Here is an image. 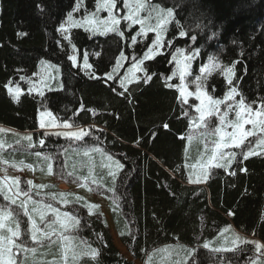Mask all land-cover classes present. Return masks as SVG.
<instances>
[{
    "label": "trees",
    "instance_id": "16d2710c",
    "mask_svg": "<svg viewBox=\"0 0 264 264\" xmlns=\"http://www.w3.org/2000/svg\"><path fill=\"white\" fill-rule=\"evenodd\" d=\"M40 2L46 8L43 14L36 8L37 0H0V129L4 130L0 132V166L28 165L41 175L47 174L51 166L55 177H62L67 183L87 179L107 195L112 194L113 188L117 189V208L111 205L110 215L118 242L129 260H125L115 246L105 221L88 213L84 205L77 204L69 194H64L65 211L70 214L68 222L74 236L70 253L73 251L75 253L71 254L78 256L92 250L95 256L100 249L102 256L98 264H132L133 261L141 262L155 247L177 242L200 250L201 264H219L218 260L221 264H246L251 254L247 252V247H251L249 244L222 254L199 249L223 228L231 227L239 235L260 243L257 253L263 256L260 263L264 264V158L252 157L241 164L245 154L239 153L230 165L213 167L202 182L190 181V157L184 155V148L189 120L195 111L183 100H178L176 89L165 86L167 83L179 84L178 77L167 81L161 76L171 75L175 63L168 61L177 48L183 49L184 55L197 49L200 55L193 59L187 83L192 84L195 77L201 75L199 69L209 63L210 57L222 65L239 61L235 65L234 83H238V90L247 101L256 100L260 104L259 99L264 97V0H149L151 5L173 9L172 19L162 36L165 55L146 61L156 76L148 84L141 81L139 85H129L130 94L126 97L112 92L103 80L91 79L71 68L59 51L55 43L59 38L56 28L74 0ZM86 4L94 9L95 0H86ZM82 14L74 13V16L77 18ZM125 23L121 21V26ZM123 30L128 33L126 28ZM138 30L135 25L131 34ZM182 30L186 33L184 37L179 35ZM20 32L28 35L21 37ZM71 33L77 44L78 63L82 64L81 54L87 52L89 63L94 65L93 71L98 76L111 70V63L125 48L114 34L90 39V34L83 29L73 28ZM153 39V34L148 32L144 43L136 49L138 54H142L145 45L151 44ZM169 40L171 45L167 43ZM125 51L131 49L125 48ZM97 52L99 57L94 55ZM41 60L61 66L59 78L50 86L63 82L64 90L50 92L45 88V99L35 92L28 95L29 85L19 81L23 95L19 103H14L3 87L4 83L19 80L20 75L33 80ZM115 86L117 91H122L118 81ZM205 87L215 98L227 91L218 69L207 77ZM81 102L93 111L80 112L74 121L77 128L86 132L82 137L89 135L93 139L85 137L86 143L71 144L59 133L61 137H47L48 145L44 148L27 147L29 136L33 144L44 138L38 123L40 112L50 110L60 123L72 117ZM194 148L191 149L192 158L198 154V148ZM85 153H88L87 160L83 157ZM90 159L92 162L89 163ZM107 162L113 166L106 167ZM242 167L248 169L247 174L240 172ZM233 170L235 175L231 174ZM116 176L120 177L119 182ZM101 177L107 183V191L106 186H101ZM20 188L22 192L28 189L23 180ZM52 188L46 185L48 191L43 194L46 198L53 196ZM17 201L16 205H11L0 196V206L10 207L12 212L11 219L4 221V225L13 227L10 239L15 236L18 239V229L26 234L29 212L33 215L32 210L36 207V203L26 207ZM229 209L235 211V216L229 214ZM32 220L39 223L34 215ZM78 226L82 229L78 230ZM43 242L34 248L32 242H28L26 256L32 257L29 263L61 264V244L57 239ZM80 244L89 249L80 248ZM72 255L71 260L68 259L71 264L74 262ZM83 261L76 264H87Z\"/></svg>",
    "mask_w": 264,
    "mask_h": 264
},
{
    "label": "snow or ice",
    "instance_id": "6c2138e0",
    "mask_svg": "<svg viewBox=\"0 0 264 264\" xmlns=\"http://www.w3.org/2000/svg\"><path fill=\"white\" fill-rule=\"evenodd\" d=\"M121 6L123 9L128 10L126 15H119ZM36 8L42 14L46 11L44 4L41 3L40 0H37ZM141 11H147L149 18H151L153 12L157 13L156 24L146 27L145 20L139 15ZM81 12L83 14L79 18L74 16V13ZM101 12H107L108 16L106 18H101ZM172 16V8L163 9L159 5L145 4L143 0H138V2L134 5H130L129 0H95L94 9H90L87 6L86 0H74L71 9L66 13L65 17L60 21L58 27L56 28L59 38L56 39L55 43L59 51L64 54L66 61L69 62L71 68L78 69L85 75H89L91 79L98 81L103 80L104 83L109 85L112 92L119 96L126 97L128 94H130V89L128 87L129 85H139L141 81L144 84H148L153 79V77L156 76L155 72L150 71L146 61H153L157 56L165 55V53L162 51L164 42L161 33L166 31V25L172 19ZM121 21H125L126 23L121 26ZM135 25H139L140 28L135 32V34H131ZM73 28L83 29L85 32L90 34V39L97 35L108 36L109 34H114L116 37L120 38L121 42L124 43L125 48L131 49V51L126 52L125 48H122L114 62L111 63V70L106 71L103 76H98L96 72L93 71L94 65L89 63V54L87 52L81 54L82 64L78 63L77 44L74 43L75 36L71 33V29ZM124 28L128 30L127 34L123 30ZM153 30L156 32L155 39L151 41V44L145 45V50L142 52V54H138L136 49L144 43V40L147 38L148 31ZM18 35L23 37L27 36L28 33L20 32ZM179 35L184 37L186 33L182 30L180 31ZM138 37L140 39H138ZM192 39L194 40L195 38L192 37ZM64 41L67 43H63ZM167 43L168 45H171L172 41L169 40ZM94 55L99 57L100 53L97 52L94 53ZM198 55H200V51L197 49L190 55H184V50L181 48H177L174 53H171V58L168 62H174L176 67L172 70L170 76L163 77V74H161V76L167 81H171L173 77H178L179 84L167 83L165 86L176 89L178 91V100H183L185 105H189L192 107V109H194V111L199 112L201 114L199 117L201 122L209 121L207 118L218 115L221 126L215 127L214 131L219 137L218 140L220 142V146L239 148L244 144L247 137L255 136L256 131L264 132V97L259 99L260 108L253 112V105L257 104V101H247L243 93L238 90V83H234V80L236 79L235 65L239 61H236L231 65H222V63L214 57H210L209 63L200 67L199 72L201 75L196 76L194 81H192V83L195 85V91H189L186 79L189 75H191V61ZM181 56L183 59L178 58ZM125 61H128L130 66L126 68L125 72L121 73L120 69L125 67ZM40 65V72L33 73V75L40 76V83L43 84L44 88L50 92L64 90L65 86L63 82H59L55 87L44 83L46 76L51 79L56 78L49 75V70H54L57 74H59L61 66L54 65L50 61L45 60H41ZM217 69L224 77L227 86V91L220 98H215L210 95L207 91V88L205 87V81L207 77L211 76L213 71H216ZM137 73H142L143 75H137ZM19 81H24L29 85L27 93L28 95H32V93L35 92L39 96L44 97V90L41 87H38L37 84L32 81L31 77L27 75H20L19 80H8L3 85L7 94L12 98L14 103H19L21 96L23 95ZM117 81L118 87L122 91H117V87L115 86ZM189 97L193 98L192 104H189ZM237 97H239V99H237ZM44 98L47 99L46 97ZM196 101H199V103H195ZM221 105H225V110L223 112H221ZM233 110H235L236 120H228V114ZM85 111L91 113L93 109L87 108L83 102H81L79 108L73 111L72 117L57 123L59 118L53 117V113L46 109L40 114V127H46L43 117L47 116L51 118L49 120V124L54 125L56 129H59L61 126H64L68 129L77 128L78 125L75 123L74 117L78 116L80 112ZM245 111L249 114L247 119H243L242 117V113ZM245 123L252 124L253 130L245 131ZM226 126H231L233 128V132L227 133L224 131V127ZM165 129L168 130L167 127ZM2 131L4 130L0 129V132ZM208 134L210 135L211 133ZM42 135L44 138L38 141L40 148H44L48 145L46 143L47 137L52 135L61 137V135H58L55 132H48L47 130H45ZM62 137L71 144H76V142L86 143L85 137H88L89 139L94 138L89 135H86L79 140L75 136ZM180 139L183 140L184 138L180 137ZM28 140L29 142L27 143V147L35 149L36 144H33L31 136H29ZM96 142L98 143L99 140L97 139ZM252 157L264 158V137H258L255 142V147H249L248 152L244 155L243 160L241 161V164ZM125 167L127 166L125 165ZM3 171L5 174L7 173V169H3ZM240 172L247 174L248 169L246 167H242ZM231 174L235 175L234 170L231 172ZM119 180L120 177L116 176V181L119 182ZM100 182L101 186H106L107 191V183L103 180V177L100 178ZM20 183V177L5 176L3 180H0V196H2L5 201H9L11 205H16L18 202L17 197L23 195L20 188ZM111 193L115 196V194L119 192L117 189L113 188ZM228 212L232 216H235V211L229 209ZM5 213H7L6 217L4 216ZM0 217H4L5 222L11 219V208L8 206H0ZM80 229L82 228L78 226V230ZM7 251H9L8 248L0 249V252ZM199 251L200 250H193L192 254L187 257L185 264H199ZM168 252L169 255L172 256L173 253L170 251ZM101 256L102 252L100 249H97L96 255L94 257L83 254L80 256L79 261L84 260L87 262V264H98ZM8 264H14V262L10 260L8 261Z\"/></svg>",
    "mask_w": 264,
    "mask_h": 264
},
{
    "label": "rangeland",
    "instance_id": "374dc122",
    "mask_svg": "<svg viewBox=\"0 0 264 264\" xmlns=\"http://www.w3.org/2000/svg\"><path fill=\"white\" fill-rule=\"evenodd\" d=\"M137 2L138 0H129L130 5H134ZM143 2L145 4H149L147 0H143ZM127 11H128L127 9H123L121 6L119 15H126ZM139 15L141 18L145 20L146 27L156 24L157 13L153 12L151 18L148 17L147 11H141ZM100 16L101 18H106L108 16V13L101 12ZM136 26L140 28L139 25ZM148 32L153 33L155 39L156 32L154 30ZM163 34L164 32L161 33L162 36ZM178 58L183 59L182 56ZM192 62L193 60L191 61V69H192ZM124 64L125 67L120 69L121 73L125 72L126 68L130 66L129 64H127V61H125ZM40 70L41 67L39 69V72ZM49 75L51 77H56V78L51 79L48 76H46L44 83L48 85L55 84L57 79L59 78V74H56L54 70H49ZM137 75H140V73H137ZM32 81L35 82L38 87H41L43 90L45 89L43 84L40 83V76L35 75V78ZM186 83H187V79H186ZM187 84L189 91H195L194 83L192 84L187 83ZM192 103H193V98L189 97V104ZM195 103L198 104L199 101H196ZM259 108H260V104L253 106V112L258 110ZM224 110H225V105H221V112H223ZM40 114L41 112L38 115L39 126L41 120ZM200 115L201 114L199 112L197 111L194 112L193 117L189 120V130L186 134L188 146L189 145L192 146L189 147L190 148L189 157H191V159L193 157V151H191V149H195L194 148L195 145L193 143H198V144L200 143L201 145V148H198V152H197L198 154L195 163L192 162L188 163V173L190 172L189 176H192V174L196 176V178H194L195 180L191 178L190 181H194L198 183L204 180L203 177L205 176V174H208V172H210L213 167H222V166L230 165L234 161V158L237 154L243 152L244 154H246L248 152L249 147L251 146L255 147V142L258 137H264V132L256 131V135L247 137L244 144L241 145V147L239 148L221 147L220 142L218 140L219 137L214 131L215 127L221 126L218 115L209 117L207 118V120L209 121H203V122L199 120ZM248 116L249 114L246 111L242 113L243 119H247ZM43 119L45 120V125L48 124L45 128L40 127L43 132L47 130L48 132H55L56 134L60 133L64 136H69V137L75 136L77 139L81 138L83 136L82 134H84V130H81L80 128L68 129L64 126H61L59 129H56L54 125L49 124V120L51 118L45 116L43 117ZM227 119L232 121L236 120L235 110L229 112ZM244 130L245 131L253 130V125L250 123H245ZM224 131H226L227 133H231L233 132V128L231 126H226L224 127ZM208 133L211 134L209 135ZM191 143L193 145H191ZM37 146H39V143L37 144ZM88 149L89 148H87V150ZM83 155H84L83 156L84 159L87 160L86 157L88 153H85ZM43 157L46 159L48 158V156L45 154L43 155ZM191 159L189 158V161ZM103 161L105 163L107 161L106 158L103 159ZM90 162H92V159H90L89 163ZM15 164H12L13 167L5 166V165L0 166V180H3L5 176L20 177V180H23V183L28 186V189L27 191L22 192L23 195H20L19 197H17V199L20 200L24 205L26 204V207H32L33 204L36 203V207L32 210V212L34 213L33 214L34 217L37 220L39 219V223H34V221L32 220L33 215L31 214V211L29 212L28 209L25 208L27 210V213L29 212L28 219L30 220V224L26 230V234L24 231H20L18 229V231L16 230L18 234L17 236L18 239H16V236L10 239L11 233L13 231V227L10 225L8 226L4 225L5 219L4 217H0V249L2 248L9 249V251L7 252H0V264H8V261L10 260L13 261L14 264H30L29 262H31V260L29 259H31L32 257L26 256L28 242H32V247L34 248V246L37 247L43 244L44 243L43 241H46V243H48L56 239L58 243L61 244L60 252L63 258L62 259L63 262L61 261V264H71V261H69L71 260L70 258V256L72 255L71 253H75L73 251L70 253L71 251L70 248L74 236L71 235L72 231L69 226L71 224H69L68 222V219L70 218L69 216L70 214L65 211L66 198H62L64 194H69V196L73 197V200H77V204L82 203L81 205H84V210H87L88 213L96 214V216L101 217L105 221L107 228L110 232V235L115 243V246L118 247L119 251H121L124 259L129 260L128 258L129 256L126 253L124 247H122L121 244H119L118 242L117 232L114 229L113 221L110 215V210H111L110 206L112 205L113 207L117 208L118 203L116 196L112 194L107 195L101 193V191H99V189L96 186H92V184L89 183L87 179H82V180L76 179L75 181H72V183H67L66 180L63 179L62 177L61 178L55 177V174H53L52 172L51 166L48 167L47 174L40 175L36 172L34 173L33 171H31L32 169L31 166L22 165V164L15 165ZM71 165L75 166L74 164ZM105 166L112 167L113 165L112 164L109 165V163L107 162ZM117 168H118V163H117ZM3 169H7L6 174L3 171ZM69 180H71V178H69ZM46 185L47 186L51 185L53 187L52 188L53 196H50L49 198H46L43 195L44 192L48 191L45 189ZM54 191H57V194ZM62 200H63V204H62ZM78 200L80 201L78 202ZM77 204H75V210L78 209ZM4 216L6 217L7 214H4ZM4 234L6 235L4 236ZM35 239H37V241ZM215 241H216V245H215L216 249H211L210 247L212 244H214ZM33 243L36 244L34 245ZM247 244L251 246V247H247V252L251 254L246 264H261L260 262L262 261L263 256L257 253L260 248V243L255 241L251 237H243L238 233L232 232L230 230L221 232L213 242H208L200 247L201 248L205 247L210 251L217 252L214 254H222L224 252L234 251V249L239 245L242 247ZM80 248L82 249L85 248L88 250L89 246L80 244ZM184 248L185 247H182L181 249ZM14 249L17 251H15ZM180 254H181L180 252H177L176 254L173 253L171 259H167L165 255L161 254L162 256L157 261V264H181L180 260H177L181 256ZM200 254L201 252L199 251V257H201ZM72 257L74 258V260H78L76 259L77 255L74 254L72 255ZM150 257L151 256L147 257V259L144 262H139V263L135 262V264H151ZM212 261L213 259H211V262ZM217 262L221 264L220 260H218ZM132 264H134V261ZM199 264H201V262H199Z\"/></svg>",
    "mask_w": 264,
    "mask_h": 264
},
{
    "label": "crops",
    "instance_id": "0c3cea01",
    "mask_svg": "<svg viewBox=\"0 0 264 264\" xmlns=\"http://www.w3.org/2000/svg\"><path fill=\"white\" fill-rule=\"evenodd\" d=\"M37 144L38 143H36V146H37ZM194 145H195V147L196 148H201V145H200V143L198 144V143H193ZM192 143H191V145H193ZM189 147H192V146H188V143H187V138H186V143H185V148H184V155L188 158L189 157ZM111 158V157H110ZM186 158V159H187ZM189 159V158H188ZM190 159H191V157H190ZM196 159H197V156H195L194 158H192L190 161H189V163L190 162H192V163H195V161H196ZM188 163V162H187ZM184 167H186V162H184ZM31 171H33V169H31ZM191 171V170H190ZM34 172V171H33ZM35 173V172H34ZM37 173V172H36ZM39 174V173H38ZM189 174H190V172L188 173V177H189V180L192 178V179H194V178H196V176L195 175H193L192 174V176H189ZM41 175V174H40ZM206 176H207V174H205V176L203 177L204 179L206 178ZM195 180V179H194ZM202 184H198V186H201ZM230 230V231H232V232H236L233 228H231V227H225V228H223L221 231H220V233L221 232H223V231H226V230ZM220 233H218L216 236H215V238H213L212 240H210L209 242H213L216 238H217V236H219V234ZM236 233H238V232H236ZM244 237V236H243ZM247 237V236H246ZM208 243V242H207ZM215 245H216V241L214 242V244H212L211 245V249H216V247H215ZM182 247H185V246H182L181 244H179V243H177V242H174V243H168V244H164V245H160V246H158V247H155V248H153L152 250H150L148 253H147V255L145 256V258L141 261V262H144L146 259H147V257H149V256H151L150 257V263L151 264H157V261L161 258V254H163V255H165V257L167 258V259H171V256L169 255V252L168 251H170V252H172V253H174V254H176L177 252H180L181 254V256L177 259V260H180V263L181 264H185V262H186V260H187V257L190 255V254H192V252H193V250H196L197 248H190V247H185L184 249H181ZM161 248H163V249H161ZM199 248H201V247H199ZM159 249H161V250H159ZM201 249H205V250H207V251H210L209 249H207V248H205V247H202ZM159 250V251H158ZM166 250H168V251H166ZM211 253H217V252H215V251H210ZM79 253H81V252H79ZM83 253V252H82ZM158 253V254H157ZM83 254H78V256H77V258L76 259H78V260H73L74 262L72 263V264H76V263H79V262H81V261H79V258H80V256H82ZM87 255H89V256H93L94 257V252L92 251V250H90V252H89V254H87ZM74 259V258H73ZM199 261L202 263V261L199 259ZM83 262H85V261H83ZM140 261H138V263H139ZM85 263H87V262H85ZM135 264V263H134Z\"/></svg>",
    "mask_w": 264,
    "mask_h": 264
}]
</instances>
